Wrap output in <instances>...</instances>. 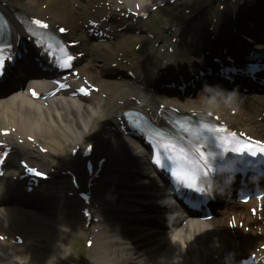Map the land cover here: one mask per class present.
I'll return each mask as SVG.
<instances>
[{
    "label": "bare ground",
    "instance_id": "1",
    "mask_svg": "<svg viewBox=\"0 0 264 264\" xmlns=\"http://www.w3.org/2000/svg\"><path fill=\"white\" fill-rule=\"evenodd\" d=\"M3 1L6 2L8 0ZM148 1L149 0H141L142 4H147ZM21 9H24V7ZM121 44L122 46L126 45L123 43ZM120 89L122 91H126L127 86H121ZM58 106L59 111L55 112L56 123H54L53 126L55 129L54 131H56L55 133L62 140L66 137H73L74 139L80 140L82 137L84 138L85 135L92 132L96 126H98V116L93 110H84V108L76 102L67 99L61 100ZM82 110L85 111L83 117L81 116ZM253 111V109L248 110L247 116H245L246 121L253 122L254 118L249 116V113H252ZM11 118L12 117L7 114H4L3 120ZM41 120L40 114L34 113V115L29 114L25 120L19 122L25 130L29 128L28 131H36L43 125ZM228 120L235 121L236 123L241 120V117ZM240 126L247 127L245 123H240ZM122 144H118V148H116L118 149L117 152L121 155L125 154L127 159H134L136 163H139L140 158H138L137 155L138 150H135V147L131 144V142L123 140ZM117 171L118 176H120L119 180H126V182L129 180L130 184L136 186L140 179L144 176L143 174H146L147 169L144 165H140L138 169H134L129 165L127 166L123 162H118ZM124 171H126V173ZM114 175H116V173H114ZM111 189L115 190L116 188ZM56 193L55 198L54 196L49 195L50 192L47 193L46 196L44 195L42 204L45 212L41 216H36L30 225L28 238L29 243H27L26 247L23 246L27 249V251L16 259L18 264H47L50 263L56 255H59L62 260L66 258L67 253H65L64 248L59 249L55 245H50V237L48 238L45 236L46 233L50 232V227L57 230L58 228L56 225L64 224L63 222L66 219L64 218V213L62 211H58L55 206V199L59 200L60 204L62 203L60 194L58 192ZM139 193L140 192L128 191V194H125L122 189V194L120 196H116V194L110 192L103 196V203H105L106 207H110L111 210L109 212L110 217L107 218L109 220L102 225L103 234H101V237H103L104 242L102 243V246H98V248H101L100 255L99 257L90 256V259L95 261V264L101 263V261H103L106 257V251L111 253V251L116 248L119 243L123 244L130 241L133 244L132 246L141 244V246H144L146 250H150V248L146 245L148 241H145L147 237L140 234V227H142L141 225H146L153 218V220L158 221H161L162 219L159 216H152L150 214L143 213L145 212L146 205L156 207L161 205L162 202L154 200L145 202L144 197ZM141 194L143 195L142 192ZM145 195H150L152 197V195L156 194L154 192L152 195L146 193ZM125 198L129 201H126L123 206L121 201H124ZM149 199L150 198H147L146 200ZM119 208H121V211ZM11 213V210L0 208V225L9 224L10 220L14 218V216L17 217L15 213ZM97 238L98 236L96 237V240H98Z\"/></svg>",
    "mask_w": 264,
    "mask_h": 264
},
{
    "label": "snow or ice",
    "instance_id": "2",
    "mask_svg": "<svg viewBox=\"0 0 264 264\" xmlns=\"http://www.w3.org/2000/svg\"><path fill=\"white\" fill-rule=\"evenodd\" d=\"M32 23L36 26H38L41 29H46L48 26L46 23L35 19L32 21ZM66 30L61 28L60 32H65ZM50 39H54L50 38ZM43 47V45H40ZM8 48L11 46L8 45ZM59 50L63 52V59H65L67 62H62L58 64V67L62 70L70 69L72 67L71 61L73 60V56L63 47H59ZM49 54L52 55L53 61L56 60L55 53L52 52V45H49ZM11 59H13L12 55H9L5 57L4 55V49L0 48V75L3 74L4 68L6 63H8ZM61 87H64L61 85ZM81 93H84V90L81 89ZM33 95L35 96V92H33ZM190 127V126H185ZM227 132L226 129H221V128H215L212 125L208 123H203L201 122L199 124V127L197 128V137L199 138L204 132H207L209 134L217 133V132ZM3 135H6V133H0ZM161 135H164L161 133ZM231 136L235 137V133H230ZM243 136V135H241ZM217 141V146L223 150V152H235L236 154H242L245 151L250 152L252 156H257V155H264V142L262 141H253L251 138L247 139V142H236L233 141L229 143L227 140H225L223 137H216ZM160 147H162L167 153H168V160L171 163H181L183 165H192L191 168L187 167H182L180 169L173 168L171 171V175L174 179H176L180 184L184 185L185 188L191 191H199L202 193V190L198 188V181H197V169L195 168V162L190 160V157L188 155V150L184 146H177V144L174 142V140H166L164 141ZM206 147L204 144H198L194 146L193 151L197 153L198 158L201 162L207 163L208 161V156L205 154L203 151V148ZM174 153L176 155H174ZM154 156V163L159 165L160 161L158 159H155L156 156V151L154 149L153 152ZM31 174L35 175L38 178H44L45 173H42L38 170L28 168L27 169Z\"/></svg>",
    "mask_w": 264,
    "mask_h": 264
}]
</instances>
